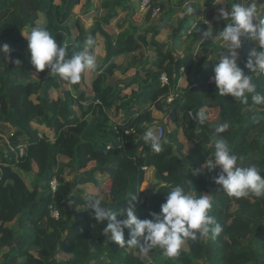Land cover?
I'll list each match as a JSON object with an SVG mask.
<instances>
[{
	"label": "trees",
	"instance_id": "16d2710c",
	"mask_svg": "<svg viewBox=\"0 0 264 264\" xmlns=\"http://www.w3.org/2000/svg\"><path fill=\"white\" fill-rule=\"evenodd\" d=\"M23 1L0 0V44L9 46L8 53H0V252L5 251L0 255V264H264V197H229L214 182L219 168L209 171L203 167L207 159L213 158L215 128L228 123L221 137L237 154V165L254 166L264 176V106H252L251 99L249 105H243L231 96L218 94L214 81L210 82L212 63L207 59L219 55L222 47L204 37L208 30L205 22H196L199 31L189 34L180 58L171 43L155 40L157 31L152 27L136 35L137 27L125 23L117 39L104 32L122 10L129 8L132 14V1L141 6L143 0H104L86 16L95 19L89 31L72 12L80 0H31L27 6ZM96 1L86 0V8ZM166 1L172 4L166 16H173L188 2ZM215 1L204 0L203 5ZM163 4L165 0H149L144 25ZM100 10L104 13L98 16ZM195 11L193 8L192 16ZM189 17L185 15L172 31V42L180 32H187ZM225 22L223 18L215 20L212 28L221 31ZM33 27L46 28L58 46L66 48V59L85 50L88 37L96 41V34L104 36V61L108 66L86 79L81 76L77 84L51 76L47 68L37 72L22 35ZM253 46L247 36L241 38L238 64L245 74ZM196 47L194 76L187 85L178 87L180 69L188 74ZM146 49L149 54L144 56ZM122 55L130 57L127 69L122 67L124 71L133 66L139 70L125 86H136L129 96L122 95L125 88L107 84V77L118 70L109 62ZM17 60L19 63H15ZM218 61L217 56L214 62ZM162 73L168 77V86L160 85ZM254 82L257 92L264 95V75L254 76ZM173 90L179 97L167 103ZM140 105L148 108L136 111L135 106ZM112 109L117 114L123 112L119 121L108 115ZM200 110L214 111L215 119H208L206 114L205 123L199 125L195 114ZM156 112L166 113L165 118L156 119ZM157 126L163 127V137L168 140L160 153H154L144 141L145 133L155 131ZM179 129L190 146L187 154L179 141ZM125 130L133 133L124 136L120 144L116 138ZM20 144H26V153L16 157L11 149ZM148 167H154L157 181L149 197L140 190ZM191 168L200 169V173L194 176ZM67 169L71 180L65 176ZM52 178L58 181L53 193L49 189ZM161 181L184 185L186 191L197 196L211 195L210 215L222 226L220 235L214 240H187L177 258H168L159 248L142 255L135 248L108 241L103 234L107 221L96 223L90 210L75 212L71 207L81 204L85 208L87 198L93 195L86 185L102 194L100 189L110 182L109 192L102 194L104 206L113 211L125 208L128 193H136L138 200L133 203L137 216L150 219L149 213L159 212L170 190L159 188ZM231 203L238 209L229 224L239 225L227 233L225 210ZM50 207L58 210V220L51 218Z\"/></svg>",
	"mask_w": 264,
	"mask_h": 264
},
{
	"label": "clouds",
	"instance_id": "9594fccd",
	"mask_svg": "<svg viewBox=\"0 0 264 264\" xmlns=\"http://www.w3.org/2000/svg\"><path fill=\"white\" fill-rule=\"evenodd\" d=\"M193 7L188 6L185 14L192 16ZM221 17L225 22L223 30L216 32L211 26L203 33L212 44L222 43L224 47L219 55L208 57L212 63V80L221 96H231L243 105L264 106V95L257 92L254 76L264 75V0H242L233 2L230 10H221ZM199 31L197 23L192 24L191 31ZM22 35L27 40L30 53V63L37 72L49 69L51 76L77 84L81 74L86 70L96 72L99 68L97 58L88 50L95 41L90 36L86 39L85 50L76 51L71 58H67V50L59 45L55 37L43 27H33L30 32ZM247 36L254 44L248 53L245 64L247 74L238 64V49L241 48V38ZM9 46L0 44V53H8ZM218 62H214L215 57ZM19 63V61H15ZM195 119L203 125L207 119L203 110L196 112ZM259 122V121H257ZM228 123L219 124L215 128L213 137L214 153L212 159H207L203 167L209 171L219 168L215 184L220 186L227 196L247 198L264 197V176H261L254 166L239 167L238 156L233 153L228 142L221 137L227 131ZM144 141L154 153L164 150L168 143L166 137L157 135L154 131H147ZM192 174L198 175L200 169L191 168ZM159 188L170 189L166 193V200L160 205L159 212H150L149 218L140 219L136 214V193H128V203L125 208L113 211L104 206L103 196L97 191L87 198L85 209L90 210L91 217L96 223L104 224L103 234L108 241L115 242L120 247L135 248L142 255H147L152 249L163 250L170 259L177 258L187 240L196 241L215 239L223 231L210 210L213 198L209 194L195 195L193 191H186L184 185L177 183L171 186L161 181ZM121 217V219H118ZM127 229V240L125 239Z\"/></svg>",
	"mask_w": 264,
	"mask_h": 264
},
{
	"label": "crops",
	"instance_id": "0c3cea01",
	"mask_svg": "<svg viewBox=\"0 0 264 264\" xmlns=\"http://www.w3.org/2000/svg\"><path fill=\"white\" fill-rule=\"evenodd\" d=\"M85 1L86 0H80L79 5L77 6L79 11H81L78 18L80 19L81 24H83L85 29H89V28L94 27V22H95L94 20L95 19L91 18V17L90 18L86 17L87 14H89L90 12L96 11L98 9L99 5L104 0H97L96 2H92L91 6L88 8H86V6H85ZM190 2L193 3V6H194L196 11H195V14L193 16L189 17L190 18L189 20H191V21L189 22L188 26H191L192 24L196 23L197 21H204L205 22L204 24H205V26H207V28L209 26L212 27L213 21L218 19L216 15L221 16L219 13L220 6L222 4H224L227 7V4L223 0H216L215 3L210 5V6L203 5L204 0H194V1L188 0V2L184 4V6L188 5ZM231 2L233 3V0ZM198 3H200L201 5L199 6ZM130 4L131 5L129 7L133 11L132 14H130L129 8L126 10H122L121 12H119L117 19L114 20L113 23L109 27L105 28L104 32L107 33L112 38H115V39L118 38L120 31L122 30V26L125 23L126 24L130 23L134 27H137V25L135 24V21H134L135 20L134 17L137 16L138 13L140 14L141 12L146 10V9H142L141 6H139L138 3H136L135 1H132V3H130ZM96 5H97V7H96ZM184 6L180 10L176 11L173 16L172 15L166 16L167 11L170 7H172V4L168 3L165 0V4H163L159 7L160 8V9H158L159 11L155 15H152V17L148 23H146L144 25V23H143L144 18H142L141 25H139V27H137L139 30H141V28H142V30L144 32L143 28L147 27L146 25L149 24L150 27H152L154 32L157 31V34L155 36V40L158 41L159 43H166V42L171 43L175 48V53L180 58L183 57V55L186 51L187 45L184 44V40L182 37L180 39L181 35L179 37H177L178 41H179L177 44H176V41L172 42L173 38H175L172 34V31L177 29L179 21L186 15L183 12ZM227 10H228V7H227ZM215 12H216V15H215ZM133 13H134V15H133ZM100 15H101V10H100L98 16H100ZM156 20H158V21H156ZM143 32H139V33L137 32L136 35L143 33ZM151 35L152 34L149 33L148 37L150 38ZM98 37H103V36L98 34ZM101 39L102 38L97 39V37H96L95 44L91 48V51H92L91 54L97 58L99 68L96 72H92V71H88V70L83 72L81 74V76L84 79H86L88 76L91 77L95 74H99L101 71L106 69V67L108 66V62L104 61L105 48L100 43ZM144 53H145L144 55L147 56L149 54V51L146 49V50H144ZM195 55H197V47L194 49L193 56H192L193 59L196 61V58H194ZM123 56H125V55L115 57L112 60V62H109V64L113 63L118 68V70L114 71L112 75H109L107 77L108 86L116 87L118 85L122 88H125V86L129 83V81L131 80V78L133 76H136V77L138 76L139 70L136 69V67H134V66L128 70H125V71L123 70V68L127 69V67H128V65H127L128 62H124L125 58H123ZM138 68H140V67H138ZM192 74H194V72H191V74H189V73L185 74V75L182 74L181 79H179V82H178V87L179 86L183 87V86L187 85V81L192 79V77L194 76V75L192 76ZM113 77L115 78L114 84H113V82L109 81ZM83 88L85 89L84 86H83ZM135 88H136V86H134V88H132V87L128 88V89L125 88L122 92V95L123 96H129L131 94V89H135ZM146 107L141 105V106H135L134 109H136V111L137 110L139 111L140 109H144ZM113 111H114V113H113ZM205 113L208 115V119L209 118L211 119V117H212V120L215 119V116L212 115L213 113H215L214 111H205ZM108 115L112 119L119 121V119L122 118V116H123V112L119 111L117 114L115 112V110L112 109L108 112ZM165 115H166V113L161 114V113L156 112L155 118L162 121L165 118ZM168 125L170 126V124H168ZM178 136H179V141L184 146V153L187 154L190 151V146L185 143L181 129H179V135ZM91 166H93V164H91ZM144 172H145L144 182H143L140 190L143 193H145V195H147L149 197L152 194V192L154 191L156 184H157V181L154 177L155 169H154V167H148L144 170ZM109 189H110V182H107V184L104 185L100 189V191L102 192V194H107L109 192ZM84 209L85 208H83V210Z\"/></svg>",
	"mask_w": 264,
	"mask_h": 264
},
{
	"label": "rangeland",
	"instance_id": "374dc122",
	"mask_svg": "<svg viewBox=\"0 0 264 264\" xmlns=\"http://www.w3.org/2000/svg\"><path fill=\"white\" fill-rule=\"evenodd\" d=\"M223 1H225V3L227 4V6H228V8H229V10H230V8H231V4H232V0H223ZM31 3V0H24L23 1V4L25 5V6H27V5H29L30 3ZM188 6H193V3H189L188 5H186V6H184V9H183V12L185 13V9L188 7ZM96 7H97V5H96ZM193 8H194V6H193ZM145 11L146 10H144L143 12H141L140 14L138 13L137 14V16H135L134 18H135V24L137 25V27H139V25H141V21H142V18H144V16H145ZM72 12H73V14L75 15L74 17H79V14H80V12L81 11H79V9L77 8V7H75V8H73V10H72ZM101 13H104V12H101ZM215 15H216V12H215ZM217 16V18L218 19H216V20H219V18L221 19V16H219V15H216ZM214 17V16H213ZM95 21V20H94ZM93 21V22H94ZM156 21H158V20H156ZM191 20H188L187 21V26L189 25V22H190ZM94 26H95V22H94ZM147 27H145V28H143V29H146V30H148L149 29V27H150V25L148 24V25H146ZM93 28V27H92ZM92 28H89V29H86L87 31H89V30H91ZM137 32L139 33V32H143V30H142V28H141V30H139L138 28H137ZM137 32H136V34H137ZM108 35V34H107ZM180 39H181V37L183 38V40H184V44H188V42H189V37H190V35H187V33H184L183 31L182 32H180ZM96 37H97V39L98 38H102L101 40H100V43H101V45H103V47L105 48V38H104V36L103 37H98V34H96ZM164 39V38H163ZM95 40H96V38H95ZM179 41H178V39L176 40V44L178 43ZM216 45H221V47L223 48L224 47V45L221 43H216ZM238 51V50H237ZM143 54H145L144 52H143ZM238 54H239V51H238ZM144 56H146V55H144ZM123 58H125V61L124 62H129V59H130V57H127V55H125V56H123ZM194 58H196V60H197V56H194ZM192 62L194 63V65H192L191 67H189V69H188V73L189 74H191V72H194L195 73V71H196V69H195V60L193 59V57H192ZM47 70H49L48 68H47ZM194 74H192V76H193ZM109 81H111V82H113V84L115 83V78L113 77V78H111ZM82 88V87H81ZM141 106V105H140ZM113 113H114V111H113ZM213 116H215V113H213L212 114ZM212 118V117H211ZM7 143V142H6ZM10 150V149H9ZM12 150V149H11ZM11 152H13L14 153V151H11ZM91 167V165L89 166V168ZM65 176L67 177V179L68 180H71V178H72V174H71V171L69 170V169H67L66 171H65ZM85 188L87 189V191L90 193V194H95L99 189H96L95 187H93V186H89V185H86L85 186ZM75 207L73 208V206H71L72 207V209H74V211L75 212H79V211H81V210H83V205H74ZM238 209V207L236 206V205H234V204H230L229 205V207H228V211H226L225 210V217H226V222H227V233L230 231V230H233V229H237V226L239 225H236V223H233V224H229V218H233L234 216H235V211ZM230 211V212H229ZM236 217V216H235ZM226 242H228V240L226 239ZM5 251H2V252H0V255H2L3 253H4ZM148 259V258H147Z\"/></svg>",
	"mask_w": 264,
	"mask_h": 264
},
{
	"label": "built area",
	"instance_id": "2783aa9c",
	"mask_svg": "<svg viewBox=\"0 0 264 264\" xmlns=\"http://www.w3.org/2000/svg\"><path fill=\"white\" fill-rule=\"evenodd\" d=\"M149 4V0H143L141 3V8L145 9ZM221 10H226L227 11V7L226 5L222 4L220 6V11ZM159 10H155L153 12V15H155ZM192 26V25H191ZM191 26H189L188 30H187V35H189L192 31H191ZM180 72L183 74V68L180 69ZM159 81H160V85L161 86H168L169 85V80L168 77L165 73H162L159 77ZM213 80H211L210 82H212ZM179 97L178 91L177 90H173L170 92L169 96L166 98L167 103H171L173 102L176 98ZM190 118H193L192 114H189ZM157 135L162 136L163 137V127L162 126H157L155 131H154ZM133 132L130 130H125L123 131L121 134L118 135V138H116L117 142L120 144L124 143V136H129L130 134H132ZM109 148V147H108ZM11 151H14V153L16 154V157H23L26 153V144H20L18 145L15 149H12ZM146 169V168H145ZM144 169V170H145ZM58 187V181L55 178H52L49 182V189L50 191L53 193L56 191ZM50 216L52 219L54 220H58L59 219V212L57 209L50 207Z\"/></svg>",
	"mask_w": 264,
	"mask_h": 264
},
{
	"label": "water",
	"instance_id": "95a60500",
	"mask_svg": "<svg viewBox=\"0 0 264 264\" xmlns=\"http://www.w3.org/2000/svg\"><path fill=\"white\" fill-rule=\"evenodd\" d=\"M175 155H177V153H175Z\"/></svg>",
	"mask_w": 264,
	"mask_h": 264
}]
</instances>
